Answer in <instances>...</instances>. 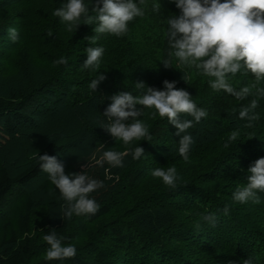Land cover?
<instances>
[{"label": "trees", "instance_id": "16d2710c", "mask_svg": "<svg viewBox=\"0 0 264 264\" xmlns=\"http://www.w3.org/2000/svg\"><path fill=\"white\" fill-rule=\"evenodd\" d=\"M134 2L145 14L129 22L128 32L117 37L96 34V22L68 31L66 23L53 14L67 0H0V159L4 161L0 219L8 198L15 190H24L17 194L12 216L5 215L0 226V264H243L246 259L264 264V193L259 194L260 203L232 200L237 188L247 183L248 169L264 157V97L238 100L214 91L211 78L174 58L171 67L165 68L162 62L170 59L171 51L167 20L180 10L170 0ZM84 3L95 16L94 0ZM154 3L161 4L159 12L153 11ZM9 28L17 29L16 42L10 40ZM94 36L96 42L90 43ZM88 47L104 49L97 72L82 67ZM61 57L68 63L57 64ZM41 66L45 68L39 71ZM99 73L106 79L93 91L89 84ZM254 79L250 73L237 74L230 82L239 90ZM165 80L175 81L177 88L188 91L198 107L208 111L207 118L193 122L188 130L194 143L187 161L178 152L176 128L166 118H153L150 110L145 109L141 117L149 126L150 141L126 146L99 127L108 123L103 113L111 96L121 91L136 94L137 81L164 90ZM254 98L258 119H240V109ZM39 124L47 133L43 144L27 148L20 133L38 132L34 126ZM53 124L62 126L65 134H55ZM233 131L238 139L230 142ZM73 142L85 144V149L75 162L63 161L64 168L85 171L103 186L91 194L99 211L69 220L63 218L65 202L58 190L48 191L45 185L34 192L27 189L44 173L38 155L58 157ZM137 146L144 155L138 160L126 155L123 167H111L102 160L107 150L124 152ZM12 157L23 166L7 164ZM173 165L178 174L175 188L151 175L155 168ZM42 204L50 213L35 228L34 211ZM226 204L230 211L224 215ZM202 214H215L216 227L202 223L197 230ZM94 225L98 230L80 239ZM51 230L62 244L76 246L75 258L45 259L49 245L43 236Z\"/></svg>", "mask_w": 264, "mask_h": 264}, {"label": "clouds", "instance_id": "9594fccd", "mask_svg": "<svg viewBox=\"0 0 264 264\" xmlns=\"http://www.w3.org/2000/svg\"><path fill=\"white\" fill-rule=\"evenodd\" d=\"M170 2L175 3L180 14L167 20L171 51L170 59L162 62L164 67H171V59L174 58L181 65L195 67L211 78L209 85L214 91H224L238 100L252 95L264 97V87H258L264 83V0ZM152 8L154 12H159L161 4L154 3ZM91 11L96 15L89 14V5L84 0H67L53 14L66 23L68 31H72L74 27L77 29L80 24L92 25L96 22L97 26L93 29L96 34L107 33L117 37L128 32L129 22L145 14L144 9L134 0H94ZM8 32L12 42L19 39L17 29L9 28ZM96 39L95 36L91 37L89 42L95 43ZM86 52L87 59L82 67L97 72L104 49L88 47ZM56 63L67 64L68 61L61 57ZM249 73L255 78L254 83L239 90L233 87L230 77ZM105 79L106 76L99 73L97 78L91 80L89 88L96 91ZM163 84L164 90H158L147 86L143 81H137L134 83L136 94L133 91H121L111 96V103L103 113L108 123H101L99 127L126 146L133 141H150L152 137L149 126L141 119L144 110H150L153 118H166L176 128V135L180 137L178 152L187 161L194 143L188 130L193 127V122L198 124L207 118L208 111L198 107L188 91L177 88L175 81L165 80ZM257 106L258 100L252 99L248 106L240 109L239 118L249 121L258 119V115L254 113ZM182 116H190L192 119H181ZM237 139L238 132L233 131L229 141L235 142ZM144 153V149L137 146L124 152L107 150L103 157L111 167H123L126 155H132L133 159L138 160ZM38 164L41 171L48 174L51 184L65 202L62 208L63 218L70 220L73 215L91 216L99 211L100 206L91 198V194L103 186L102 182L89 177L85 171L66 174L63 163L56 156L47 153L38 155ZM248 173L247 183L233 193V202L260 203L259 194L264 193V157L257 159L248 169ZM151 175L161 179L170 188L176 187L178 174L174 165L166 169L155 168L151 170ZM229 211L230 207L226 204L224 215ZM202 223L216 227L217 217L215 214H202L195 225L197 230ZM43 240L49 245L45 254L48 261L73 259L77 254L76 246L62 244V239L55 230L45 234ZM243 264H253V260L246 259Z\"/></svg>", "mask_w": 264, "mask_h": 264}, {"label": "rangeland", "instance_id": "374dc122", "mask_svg": "<svg viewBox=\"0 0 264 264\" xmlns=\"http://www.w3.org/2000/svg\"><path fill=\"white\" fill-rule=\"evenodd\" d=\"M44 68H45L44 66H41V67H38L37 69L39 71H41V69H44ZM52 123H54V122H52ZM35 124H37V123H35ZM40 125L41 124H39V126L35 125L36 127L34 126V128H36V131H38V129H39L38 132H31V129H29L27 132H21L20 133V135H22L21 137L23 138V140L26 143L25 146L27 148L36 149L37 146L43 144L44 138L46 137L47 133H46V131H42V129H44V128H43V125H41V126ZM52 127H53V132L55 134H58V133L65 134L64 132H62L63 131V127L62 126L55 127V124H53ZM45 128L47 129L48 125H45ZM42 132H44V133L42 134ZM0 142H1V139H0ZM84 149H85V144H80V143L73 142L69 147H66V149L63 152V154L58 156L57 159L60 162H63V161L68 162L69 160L75 162L77 160V158L83 153ZM14 158L15 157H12V158L8 159L7 160V164H9V165H11V167H15V168H20L21 165L23 166V164H21L19 161L16 162ZM103 159H104V157L102 158V160ZM2 163L4 164V161L0 159V165ZM64 169H65V173L66 174L77 173V172H75L73 170H70L67 167H65ZM82 169L84 170V169H86V167H83ZM43 185H45L46 188L49 189L48 191H53L55 189V187L51 184V182L49 180L48 174L45 173V172L38 179H36L34 182H32L31 186L27 189V191L34 192V190L40 188V186H43ZM55 190H57V189H55ZM19 193L23 194L24 190L23 191L15 190V192L8 198V200L4 204V206L2 208V212H1L3 217H5V215H7V214H8L7 217L12 216V214L14 212V209H15V206L18 204L17 203L18 201L16 202L15 200L17 199V194H19ZM42 205L43 206H36L35 211H34V215L36 216V219H37L36 227L34 225L35 228H39L40 222H43L45 220L46 216L50 213L49 212V207H47V204H42ZM3 217L0 219V226H1V223L3 222V220H4ZM74 217H76V215ZM97 228H98V226H96V225H94L92 227H90V226L87 227L86 230H88V231L85 230L86 231L85 233L82 232V236H81L80 239L85 240L87 238V235H88L89 231L95 232V231L98 230ZM79 235H80V233H79ZM79 235H77V237Z\"/></svg>", "mask_w": 264, "mask_h": 264}]
</instances>
